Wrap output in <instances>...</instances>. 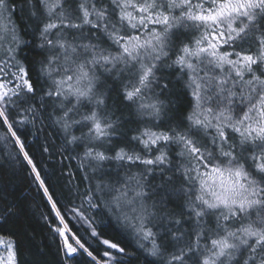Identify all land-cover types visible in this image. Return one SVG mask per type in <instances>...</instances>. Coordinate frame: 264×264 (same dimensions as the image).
Masks as SVG:
<instances>
[{
	"label": "snow or ice",
	"instance_id": "1",
	"mask_svg": "<svg viewBox=\"0 0 264 264\" xmlns=\"http://www.w3.org/2000/svg\"><path fill=\"white\" fill-rule=\"evenodd\" d=\"M49 254L264 264V0H0V264Z\"/></svg>",
	"mask_w": 264,
	"mask_h": 264
},
{
	"label": "trees",
	"instance_id": "2",
	"mask_svg": "<svg viewBox=\"0 0 264 264\" xmlns=\"http://www.w3.org/2000/svg\"><path fill=\"white\" fill-rule=\"evenodd\" d=\"M130 127H135V125H130ZM9 150H12L11 145L9 146ZM71 170L73 172H76V164L72 163L71 164ZM73 180L77 183L80 182V174L77 173L74 177ZM81 191H83V186H81ZM46 211L45 208L43 207H38L36 209V214L37 217L39 216L40 212ZM97 219H107L106 217H97ZM25 224L29 227L30 230L35 231L37 234V238H44L46 240L47 238V230L43 227L42 223H40L37 219L32 218V219H25ZM104 234L106 238L112 239L114 242L122 240V237L119 235V233L115 232L110 226H105L104 227ZM33 250L31 247L25 249V252L28 254H31ZM23 259V258H22ZM48 262L49 264H55V257L49 254L48 256Z\"/></svg>",
	"mask_w": 264,
	"mask_h": 264
}]
</instances>
